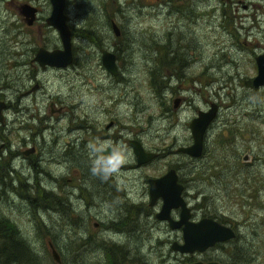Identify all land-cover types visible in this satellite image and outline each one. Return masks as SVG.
Masks as SVG:
<instances>
[{"label": "rangeland", "instance_id": "rangeland-1", "mask_svg": "<svg viewBox=\"0 0 264 264\" xmlns=\"http://www.w3.org/2000/svg\"><path fill=\"white\" fill-rule=\"evenodd\" d=\"M7 1L0 0V83L11 128L4 133L17 146L14 112L28 108L35 147L32 168L0 171V243L9 234L22 238L30 260L19 264H110V257L113 264H186L170 247L181 234L155 216L160 199L148 203L147 177L169 167L189 206L199 203L232 225V243L243 252H261L245 264H264V83L251 82L254 56L264 51V0H65L72 59L43 70L28 62L34 48L61 47L44 20L49 0H38L32 25ZM101 48L115 54V75L102 65ZM27 71H45L37 74L42 86L19 94L32 83ZM211 102L201 155L177 151L191 142L189 119ZM128 139L156 156L135 164ZM107 147L126 162L102 177L92 168ZM233 245L208 253L226 258Z\"/></svg>", "mask_w": 264, "mask_h": 264}, {"label": "water", "instance_id": "water-1", "mask_svg": "<svg viewBox=\"0 0 264 264\" xmlns=\"http://www.w3.org/2000/svg\"><path fill=\"white\" fill-rule=\"evenodd\" d=\"M51 8L49 14L45 17L47 24L53 26L58 33L61 47L52 49L37 48L34 59L39 65L49 64L55 67H62L71 62V35L70 29L66 23V16L63 12L65 0H49ZM20 13L25 15V21L31 23L34 18L35 8L28 4H20ZM110 26L115 35L119 33L118 26L113 20H110ZM100 60L104 68L111 74L117 73L115 54L111 51L100 49ZM256 73L251 82L254 87L264 83V51L254 56ZM177 99H174L173 106H176ZM215 115V104L210 103L206 110L198 109L196 115L188 121V128L191 134V142L187 145H179L177 151H181L189 156H198L202 150L203 134L207 124ZM135 156L136 164L146 162L156 156L153 151H146L141 144L135 140H128ZM103 156L110 155V149L102 151ZM149 204H152L157 198L161 200L159 209L155 212L158 219H165L171 228L181 227L182 241L180 243L172 241L170 247L180 252H192L193 250H203L211 246L216 241L225 240L232 237L234 231L227 225L218 223L216 220L203 217L197 221H191L189 218V207L186 204L181 191L182 183L177 181V175L174 168H168L159 176L147 177ZM179 208V216L174 219L170 215V210ZM50 255L56 262L60 261L59 254L54 246L48 242ZM188 264H217L216 262L195 261Z\"/></svg>", "mask_w": 264, "mask_h": 264}, {"label": "flooded vegetation", "instance_id": "flooded-vegetation-1", "mask_svg": "<svg viewBox=\"0 0 264 264\" xmlns=\"http://www.w3.org/2000/svg\"><path fill=\"white\" fill-rule=\"evenodd\" d=\"M220 1L223 3H236L240 0H220ZM21 3L28 4L29 6H32L35 8L34 18H33L31 23H27L25 21L26 16L20 13L19 9H20ZM7 4H9L14 9L15 13L17 14V17L25 25H32L37 21V19H38L37 14H38V11L40 10L38 0H9V1H7ZM241 5H242V7L245 6L244 3H242ZM50 8H51V5H50ZM233 9L235 10L236 7H234ZM49 12H50V10H49ZM198 16H200V13L196 14V17H198ZM45 17H44V20H45ZM119 33H120V31H119ZM39 47L49 49L43 45H39V46L35 47L33 52H32V57L28 59V62L31 63V61L34 60L36 62V65H37L35 68H39L41 70L53 67L52 65H49V64H44L43 66H41V65H39L37 60L34 59L35 52H36L37 48H39ZM22 63H23L22 61L18 62L19 65H21ZM38 72L41 73V72H45V71H27V73L25 74V77L31 78L32 83H30L31 81H29L27 84V87L23 90V92L19 91L20 92L19 94L25 93L27 95L31 92H34L38 87L42 86V83H41V81H39L38 76H37ZM25 77H22L21 79H19V84L21 86H23L22 80L26 79ZM4 89H5V87L3 86V84L1 85V83H0V137H5L7 140V136L4 132H8V130L11 129L10 127L6 126V124L8 122V116H7L6 110L9 108L10 104L4 98ZM15 90L16 91L19 90L18 87L15 88ZM51 105H52V103H50V106ZM15 109H16V107H15ZM27 110H28V108L17 107V111L14 112L15 114H14V118H13L14 121H13V125H12V130L14 133L19 134V136L16 135V137L18 139L17 140V146H15L14 148H11L9 146L8 140L6 142H4L3 140H0V171H2V172L3 171H5V172L6 171H18V172L21 171L22 172V170H24V168H28V167L32 168L34 165L33 154L35 153V150H33V149L35 147H34L33 142H32L33 136L30 134L29 125L26 123V122H29L32 115L27 114L26 115L27 120H24V117H23V115L25 113L24 111H27ZM54 110H56L57 112L60 111L61 106L56 107ZM29 113H31V111ZM17 114L19 115V120H17ZM110 123H111V120H109V123L106 126H108ZM43 127L48 128L47 126H43ZM71 128H74V127H71ZM128 140H130V139H128ZM128 140H127V143H128ZM202 147H203V143H202ZM107 148L110 149V147H107ZM107 148H105V149H107ZM102 151H101V154H102ZM110 153H111V151H110ZM200 155H201V153L198 156H192V157H194V159H196ZM135 164H136V162H135ZM174 170H175V168H174ZM161 174H158L156 176H159ZM2 176H3V174H2ZM177 181H179L178 176H177ZM182 191H183V189H182ZM182 191H181V194H182ZM160 203H161V200H160ZM186 204H187V202H186ZM188 207H189V213H190L189 218L191 221H197L203 217H209V218L216 220L220 224L227 225L230 228H232V230L234 231V235L232 237L226 238L225 240L216 241L211 246H208V247L204 248L203 250H193L192 252H180L179 251L184 256V259H186L188 261L186 264L191 263V262H195V261H201V262L212 261V262H216L217 264H245V259H257L259 257L261 252L258 250H257V252L254 250H249L245 253V252H243L242 246L236 245V244L233 245L232 241L236 235V229L232 225L223 223L221 220L218 219L217 216H214L213 214L200 211L201 206L199 205V203H194L191 206L188 205ZM174 209H177V215L176 216L171 215V212ZM170 215L172 218L177 219L179 216V208L171 209ZM166 223H167V221H166ZM175 229H177L179 231V233L182 234V229L180 226L176 227ZM181 241H182V238H181ZM181 241H176V242L180 243ZM227 245L236 246V249H233L232 251H230L231 247H229L227 252H226V254H227L226 258L215 257V256H212L211 253H208V251H210L211 249H214L216 247L222 248V247L227 246Z\"/></svg>", "mask_w": 264, "mask_h": 264}, {"label": "trees", "instance_id": "trees-1", "mask_svg": "<svg viewBox=\"0 0 264 264\" xmlns=\"http://www.w3.org/2000/svg\"><path fill=\"white\" fill-rule=\"evenodd\" d=\"M2 221L4 222V219ZM5 225L9 227L8 223H5ZM16 236L15 234H9V236L4 238L0 243V264H19V262H28L30 260V257L26 256L27 254L23 250V248H26L25 243H23L22 238ZM112 258L110 257V264H113Z\"/></svg>", "mask_w": 264, "mask_h": 264}, {"label": "clouds", "instance_id": "clouds-1", "mask_svg": "<svg viewBox=\"0 0 264 264\" xmlns=\"http://www.w3.org/2000/svg\"><path fill=\"white\" fill-rule=\"evenodd\" d=\"M107 145L103 146L106 147ZM102 148L96 149L97 152L101 151ZM126 160L123 158V156L120 154L119 151L116 149H113V152L111 155H109L106 158L102 159H96L93 162V168L92 171L94 174L101 175L102 177H106L107 175H110L118 170L120 165L125 163Z\"/></svg>", "mask_w": 264, "mask_h": 264}, {"label": "bare ground", "instance_id": "bare-ground-1", "mask_svg": "<svg viewBox=\"0 0 264 264\" xmlns=\"http://www.w3.org/2000/svg\"><path fill=\"white\" fill-rule=\"evenodd\" d=\"M180 30H181V29H180ZM188 34H189V33H188ZM186 36H187V35H186ZM191 36H192V35H191ZM29 114H30V113H29ZM77 126H78V125H77ZM78 128H79V127H78ZM78 128H77V129H78ZM46 131H47V130H46ZM54 132H55V131H54ZM48 133H49V132H48ZM48 133H47V134H48ZM45 134H46V133H45ZM57 134H58V133H57ZM123 164H124V163H123ZM41 168H42V167H41ZM119 168H121V166H120ZM123 168H124V167H123ZM38 171L40 172V170H38ZM46 205H47V204H46ZM18 238H19V237H18ZM18 243H19V242H18Z\"/></svg>", "mask_w": 264, "mask_h": 264}]
</instances>
